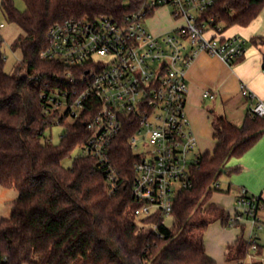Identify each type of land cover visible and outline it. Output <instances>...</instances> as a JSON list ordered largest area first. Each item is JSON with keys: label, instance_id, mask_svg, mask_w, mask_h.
I'll list each match as a JSON object with an SVG mask.
<instances>
[{"label": "trees", "instance_id": "trees-1", "mask_svg": "<svg viewBox=\"0 0 264 264\" xmlns=\"http://www.w3.org/2000/svg\"><path fill=\"white\" fill-rule=\"evenodd\" d=\"M22 1L23 12L12 0H1L0 7L6 22L21 30L10 45L21 59L10 73L4 72L0 57V185L18 194L10 217L0 220L4 264H215L205 250V232L215 222L227 228L236 210L227 212L211 204L214 192L228 193L212 186L222 174L238 171L226 165L258 142L264 119L247 114L237 126L224 116L215 118V146L211 152H200L192 188L175 200L172 226H159L156 233L143 230L144 220L134 216L129 188L134 159L127 140L132 133L129 125L112 149L122 181L113 196L106 194L103 171L93 159L82 156L70 168L61 165L87 140L86 118L66 125L59 146L41 141L46 129L63 123L56 122L57 110H52L47 96L56 87L67 88L54 78L63 74V66L39 58L49 28L71 18L116 15L120 0ZM263 8L264 0H215L202 20L208 29L222 34L233 26H248ZM220 24L223 29H218ZM248 44L263 51L264 69V37L252 38ZM232 228L241 233L227 247L224 263L248 264L245 224L236 222Z\"/></svg>", "mask_w": 264, "mask_h": 264}, {"label": "built area", "instance_id": "built-area-1", "mask_svg": "<svg viewBox=\"0 0 264 264\" xmlns=\"http://www.w3.org/2000/svg\"><path fill=\"white\" fill-rule=\"evenodd\" d=\"M120 2L116 15L71 18L51 26L39 58L63 66V74L54 78L67 88L56 87L47 103L57 110V123L87 119L89 136L80 145L82 156L93 159L103 171L108 196L115 195L122 184L112 149L125 125L132 128L127 140L134 156L129 183L136 206L133 213L156 233L171 220L179 194L192 188L200 157L186 114V72L199 54L232 66L243 58L247 43L236 36L221 38L208 29L202 15L215 0ZM161 8H171L174 19L184 25L150 33L144 23ZM240 90L254 102L248 114L264 119L263 102L242 84ZM203 97L213 99L214 95L205 92ZM139 144L143 152L138 151ZM236 204L227 227L239 222L260 229L263 204L259 198L239 188ZM257 240L256 234L247 240L256 255ZM252 253L246 258L248 264H264V260L254 261ZM5 261L0 256V264Z\"/></svg>", "mask_w": 264, "mask_h": 264}, {"label": "crops", "instance_id": "crops-1", "mask_svg": "<svg viewBox=\"0 0 264 264\" xmlns=\"http://www.w3.org/2000/svg\"><path fill=\"white\" fill-rule=\"evenodd\" d=\"M233 27L235 30L231 34L222 33L220 37L236 36L246 41L245 54L240 61L228 66L218 58L199 54L186 72V114L197 144L202 148L210 145L211 140L213 148L215 146L212 138V123L215 118L224 116L235 125H242L254 102L242 96L241 84L264 104L263 51L248 44L252 38L264 37V8L248 26ZM205 92L213 94L214 98H204ZM226 167L238 169L236 173L228 175L229 184L226 190L234 192V201L237 199L238 189L245 188L249 194L260 199L263 204L261 211H264V133L244 156L230 160ZM236 238L237 236L232 235L226 244L220 241L223 257L227 247L232 245ZM205 250L207 255L212 257L206 246Z\"/></svg>", "mask_w": 264, "mask_h": 264}, {"label": "rangeland", "instance_id": "rangeland-1", "mask_svg": "<svg viewBox=\"0 0 264 264\" xmlns=\"http://www.w3.org/2000/svg\"><path fill=\"white\" fill-rule=\"evenodd\" d=\"M15 8L19 12H23L25 9L24 3L22 0H12ZM1 7V0H0ZM0 24L3 25V28L0 29V38L2 39V44L0 45V57L3 61V70L6 73H10L12 71L13 66L20 61L21 57L18 52H13L10 48L11 43L14 39L21 33V30L14 24L7 23L0 9ZM146 29L153 34H162L169 30H172L176 27H182L183 21L176 20L172 16L171 8H161L154 12V15L146 20L144 23ZM218 29H223V25L220 24L217 26ZM235 30L234 27H230L225 30V35L231 34ZM53 97L55 95H52ZM242 97V96H241ZM64 110L62 106L61 111ZM239 121V120H238ZM71 120L66 119L62 124H55L50 128L44 131L41 141H50V143L54 146H59L61 139L66 135V125L70 124ZM241 125V124H239ZM210 145L205 146L206 148H202L198 146V150L201 152H211L213 148V142L210 141ZM138 151L143 152V147L141 144L138 146ZM82 157V150L80 146L75 147L70 155L61 162V165L64 168H70L74 159ZM229 184V176L226 174H222L217 182L213 184V189L226 192ZM217 185V186H216ZM18 194L14 188L3 187L0 185V220L8 219L10 217L12 211V204L16 200ZM210 203L216 206L221 207L227 212H231L234 208H237L236 201H234V192H214ZM261 217V228L260 229H251V226L248 223H245V230L243 233V238L248 240L250 234L257 235V243L261 246V254L256 255V253H252L254 255V261L259 262L260 260H264V211L260 212ZM165 225L170 228L172 226L171 220H166ZM143 226V230L148 229V226ZM240 230L238 228H224L221 226L219 222L212 223L205 232L204 236V245L207 247L208 252L212 255V258L215 264H225L224 257L220 250V241L222 240L224 243L229 241V239L233 236H240ZM226 244V243H225ZM224 244V245H225ZM226 248V247H225ZM248 259H246V262Z\"/></svg>", "mask_w": 264, "mask_h": 264}]
</instances>
